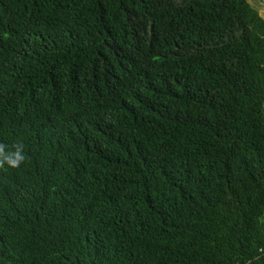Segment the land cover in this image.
<instances>
[{
	"label": "trees",
	"instance_id": "1",
	"mask_svg": "<svg viewBox=\"0 0 264 264\" xmlns=\"http://www.w3.org/2000/svg\"><path fill=\"white\" fill-rule=\"evenodd\" d=\"M0 143V264H264V17L0 0Z\"/></svg>",
	"mask_w": 264,
	"mask_h": 264
},
{
	"label": "clouds",
	"instance_id": "2",
	"mask_svg": "<svg viewBox=\"0 0 264 264\" xmlns=\"http://www.w3.org/2000/svg\"><path fill=\"white\" fill-rule=\"evenodd\" d=\"M23 143L11 146L0 143V170L19 168L28 159Z\"/></svg>",
	"mask_w": 264,
	"mask_h": 264
},
{
	"label": "rangeland",
	"instance_id": "3",
	"mask_svg": "<svg viewBox=\"0 0 264 264\" xmlns=\"http://www.w3.org/2000/svg\"><path fill=\"white\" fill-rule=\"evenodd\" d=\"M259 10V13L264 17V0H249Z\"/></svg>",
	"mask_w": 264,
	"mask_h": 264
}]
</instances>
